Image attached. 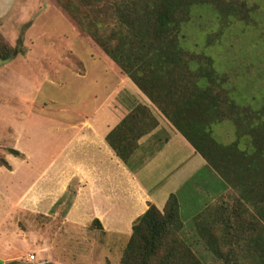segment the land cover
I'll return each instance as SVG.
<instances>
[{
  "label": "rangeland",
  "instance_id": "1",
  "mask_svg": "<svg viewBox=\"0 0 264 264\" xmlns=\"http://www.w3.org/2000/svg\"><path fill=\"white\" fill-rule=\"evenodd\" d=\"M29 3L0 5L4 32L17 36L13 57L0 59V243L7 246L0 264L15 255L18 260L7 264H42L48 259L46 243L57 262L52 264H120L128 237L80 227L82 232L75 234L72 225L60 228V217L54 214L63 216L74 184L50 208L51 216L42 212L48 209L36 208L38 202L32 203L33 193L43 190L42 171L55 150L50 138L68 122L79 121L80 113H94L120 78L54 0L31 8ZM19 46L22 50L16 54ZM181 46L214 60L220 85L238 106L264 107V0H209L194 6L182 29ZM236 131L233 121L213 125L214 138L222 144L235 141ZM17 146L20 157L10 153ZM182 198V238L204 264H223L208 249L195 219L224 202L237 206L238 190L226 183L225 191L205 199L202 206L190 192ZM31 255L37 262L28 261Z\"/></svg>",
  "mask_w": 264,
  "mask_h": 264
},
{
  "label": "trees",
  "instance_id": "2",
  "mask_svg": "<svg viewBox=\"0 0 264 264\" xmlns=\"http://www.w3.org/2000/svg\"><path fill=\"white\" fill-rule=\"evenodd\" d=\"M206 2L54 0L116 73L131 79L219 177L238 190L237 206L224 202L196 217L208 249L223 264H264V107L238 106L220 85L214 60L181 46L182 29L192 8ZM14 50L0 33V59L8 61ZM150 113L148 107L137 106L108 135L109 145L123 162L136 148L124 140L125 133L137 131L135 142L144 134L141 124L129 126V121L142 116L150 119ZM223 121L237 126L236 139L230 144L219 143L213 135V125ZM10 153L22 156L14 149ZM217 224L220 231L214 228ZM92 226L102 229L98 220ZM182 228L175 194L163 211L150 205L135 221L120 264H204L182 238Z\"/></svg>",
  "mask_w": 264,
  "mask_h": 264
},
{
  "label": "crops",
  "instance_id": "3",
  "mask_svg": "<svg viewBox=\"0 0 264 264\" xmlns=\"http://www.w3.org/2000/svg\"><path fill=\"white\" fill-rule=\"evenodd\" d=\"M14 1L0 0V5H7L8 8ZM29 2L31 8L42 0ZM22 19L25 20L24 17ZM1 20L0 16V33L16 48V34H6ZM21 37L24 39V36ZM19 50H22L21 46L16 54ZM119 78L118 86L94 113H80L77 116L79 121L68 122L67 126L59 128L58 133L50 138L55 150L42 171L43 190L31 196L33 204L38 202L36 208L48 209V212H42L51 216L50 208L74 184L67 210L63 216L59 212L54 215L60 217V228L72 225L75 234L77 231L80 234L82 229H96L103 236L116 234L130 239L135 221L146 213L150 205L163 211L169 197L175 194L181 212L184 205L182 193H192L197 204L202 206L205 199L226 189V183L206 159L132 80ZM139 105L148 107L151 117L142 116L129 121V126L141 124L144 134L135 142L134 137L139 134L137 131L125 133L124 140L136 147L125 163L109 145L107 137ZM128 128L126 125L124 130L128 131ZM14 150L20 152L21 148L17 146ZM203 189L205 193L200 194L199 191ZM41 200L44 204H39ZM95 220L100 222L102 229L93 228ZM82 236L86 237L84 232ZM45 245L49 251L46 261L57 263L50 254V246L47 243ZM6 247L0 243V256L4 257ZM16 260L17 255L4 258L3 261L7 264Z\"/></svg>",
  "mask_w": 264,
  "mask_h": 264
},
{
  "label": "built area",
  "instance_id": "4",
  "mask_svg": "<svg viewBox=\"0 0 264 264\" xmlns=\"http://www.w3.org/2000/svg\"><path fill=\"white\" fill-rule=\"evenodd\" d=\"M28 261H29L30 263H35V262H37L36 256H35V255H31V256L29 257Z\"/></svg>",
  "mask_w": 264,
  "mask_h": 264
},
{
  "label": "water",
  "instance_id": "5",
  "mask_svg": "<svg viewBox=\"0 0 264 264\" xmlns=\"http://www.w3.org/2000/svg\"><path fill=\"white\" fill-rule=\"evenodd\" d=\"M42 264H52V263H49V262H44V263H42Z\"/></svg>",
  "mask_w": 264,
  "mask_h": 264
}]
</instances>
